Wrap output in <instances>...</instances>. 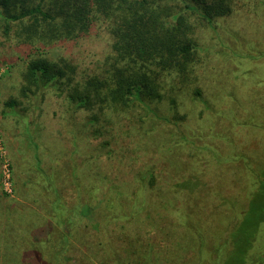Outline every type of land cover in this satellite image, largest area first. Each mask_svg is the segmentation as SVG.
Segmentation results:
<instances>
[{
    "label": "rangeland",
    "instance_id": "obj_1",
    "mask_svg": "<svg viewBox=\"0 0 264 264\" xmlns=\"http://www.w3.org/2000/svg\"><path fill=\"white\" fill-rule=\"evenodd\" d=\"M192 20L200 47L194 73L191 81L183 85L178 81L174 87L162 72L167 83L164 100L152 106L165 115L149 118L140 109L144 119L137 126L115 119L121 123L110 127L112 136L82 143L79 155L65 128L63 99L47 95L44 112L33 128V141L23 133L18 119L3 116L8 110L4 102L18 96L26 55L16 39L0 34V254L7 239L20 242L25 231L32 238L41 234L44 239L49 232L50 262L38 264H145L151 245L157 246L158 264H213L212 245L234 206L244 202L249 179L264 164V0H236L231 15L211 26L196 15ZM110 45L108 32L96 26L87 36L63 41L46 52L55 60L67 58L87 75L99 68ZM198 89L202 97L196 95ZM18 110L22 112L21 107ZM74 122H83V115ZM106 140L111 141L110 159L105 156L91 167L118 178L113 190L125 193L126 205L119 206L117 198L112 209L130 210L143 186L141 175L150 169H156L155 179L148 181L150 189L159 188V176L169 179L166 189L173 188L181 196L189 192L177 203L154 205L165 220L169 217V236H159L154 229L144 231L136 224L128 229L116 223L108 231H99L93 215L86 218L88 226L81 221L72 229L75 221L68 225L58 213L76 200V168ZM35 143L40 148L35 150ZM139 171L140 178L135 177ZM195 173L200 183L185 184ZM41 175L50 179L49 192L38 189ZM96 208L85 214H94ZM189 213L205 236L207 252L202 259L197 233L187 226L178 228ZM66 227L72 234L63 236ZM56 257L62 259L56 261Z\"/></svg>",
    "mask_w": 264,
    "mask_h": 264
},
{
    "label": "trees",
    "instance_id": "obj_2",
    "mask_svg": "<svg viewBox=\"0 0 264 264\" xmlns=\"http://www.w3.org/2000/svg\"><path fill=\"white\" fill-rule=\"evenodd\" d=\"M235 1L0 0V34L7 39H16L26 55L18 96L4 102L8 110L2 114L8 119H18L23 133L33 141V128L38 116L44 112L47 95L63 99L65 128L72 135L74 153L78 155L82 152V143L98 141L105 134L112 136L110 127L119 125L121 119H126L130 126H137L141 120L143 123L140 109L149 118H160L159 115L165 114L152 104L164 100L162 91L167 83L162 72L174 82V87L178 81L182 85L191 81L190 76L194 73L200 47L194 38L193 15L211 26L217 19L231 15ZM96 26L105 28L111 45L110 53L93 73H81L67 58L55 60L47 56L49 47L83 38ZM195 93L202 97L201 90ZM172 101L175 105V100ZM79 114L83 115V122L76 123ZM115 119L120 120L115 122ZM73 122L74 126L69 130ZM110 145V140L100 142L99 147L93 148V153H87L90 159L76 168L77 174L75 172L73 178L78 186L76 200L72 207L64 206L58 213L66 217L68 225L75 221L72 229L81 221H86L88 226L90 221L86 218L93 215L99 231H108L116 223L127 225L128 229L136 224L144 231L154 229L159 236H169V217L165 220L159 207L154 205L165 206L166 201L177 203L189 192L181 196L182 193L173 188L166 189L169 179L159 176V188L156 191L150 189L148 181L156 177V169H150L141 175L143 186L135 195L130 210L122 212L118 206L112 209L117 198L121 199L119 206L121 203L126 205L125 193H114L113 190L118 178L98 169L93 171L91 167L105 156L110 159ZM38 148L40 146L35 143L34 149ZM56 155L59 157L60 153ZM141 172L135 177L140 178ZM253 174L244 193V202L234 206L217 243L211 247L213 264H264V164ZM191 180L187 179L185 184L198 185L200 175L195 173ZM48 181L50 179L41 175L38 189L49 192ZM85 205L89 207L84 209ZM91 208H96L95 213L86 215L87 209ZM166 210L170 212L168 208ZM58 224L62 226L59 221ZM179 224L178 228L187 226L197 233L202 259L207 252L206 240L191 213L189 219L185 218L183 224ZM111 231L113 233L114 229ZM70 232L71 228L66 227L62 234H72ZM50 236L48 232L44 239L41 234L32 238L25 231L20 242L7 239L1 250L0 264L49 263ZM56 258V261L62 259ZM159 259L157 246H149L145 264H158Z\"/></svg>",
    "mask_w": 264,
    "mask_h": 264
}]
</instances>
